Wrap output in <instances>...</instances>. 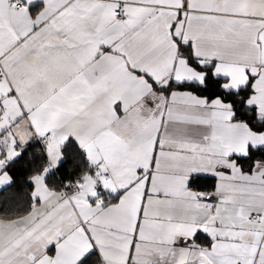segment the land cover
<instances>
[{
	"label": "snow or ice",
	"instance_id": "obj_1",
	"mask_svg": "<svg viewBox=\"0 0 264 264\" xmlns=\"http://www.w3.org/2000/svg\"><path fill=\"white\" fill-rule=\"evenodd\" d=\"M31 2L0 0V187L46 159L0 264H264V0Z\"/></svg>",
	"mask_w": 264,
	"mask_h": 264
},
{
	"label": "trees",
	"instance_id": "obj_2",
	"mask_svg": "<svg viewBox=\"0 0 264 264\" xmlns=\"http://www.w3.org/2000/svg\"><path fill=\"white\" fill-rule=\"evenodd\" d=\"M29 155H31V158H29ZM45 159V155L40 152L38 141H29L21 156L11 163L10 168L11 174L14 177V183L11 187H6L0 191V198L12 192L22 193L25 188L23 181H25L27 175L30 173L32 166L38 165Z\"/></svg>",
	"mask_w": 264,
	"mask_h": 264
},
{
	"label": "crops",
	"instance_id": "obj_3",
	"mask_svg": "<svg viewBox=\"0 0 264 264\" xmlns=\"http://www.w3.org/2000/svg\"><path fill=\"white\" fill-rule=\"evenodd\" d=\"M22 2L27 3V0H22ZM42 7V0H32L30 4H28V8L30 12H34L35 10ZM8 186H2L0 187V191L5 189ZM103 194V193H102Z\"/></svg>",
	"mask_w": 264,
	"mask_h": 264
},
{
	"label": "built area",
	"instance_id": "obj_4",
	"mask_svg": "<svg viewBox=\"0 0 264 264\" xmlns=\"http://www.w3.org/2000/svg\"><path fill=\"white\" fill-rule=\"evenodd\" d=\"M39 143V142H38ZM39 146H40V149H41V153L43 154V155H45L44 153H43V151H42V149H43V146L39 143ZM46 157V156H45Z\"/></svg>",
	"mask_w": 264,
	"mask_h": 264
}]
</instances>
